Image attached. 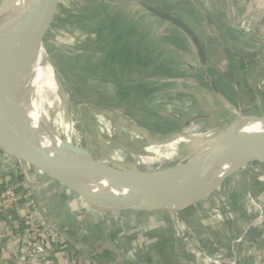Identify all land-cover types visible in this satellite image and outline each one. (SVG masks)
Returning <instances> with one entry per match:
<instances>
[{
  "label": "crops",
  "instance_id": "1",
  "mask_svg": "<svg viewBox=\"0 0 264 264\" xmlns=\"http://www.w3.org/2000/svg\"><path fill=\"white\" fill-rule=\"evenodd\" d=\"M138 1L182 22L196 38L170 26L184 44L185 57L197 62L190 63L195 72L187 82L200 86L193 114L182 119L180 137L193 143L194 130L219 134L240 114L264 118V0ZM20 175L18 159L0 153V264H216L218 254L209 243L239 264H262L258 249H264V223L250 220L244 210L264 201V187L252 185L264 180V165L205 188L212 192L219 186L206 202L217 209L215 217L206 218L203 208H195L198 204L181 210H105L48 177H39L30 189ZM251 187L257 191L255 198ZM8 190L14 192V201L2 196ZM220 195L229 201L232 222L224 216ZM180 228L188 232L184 239ZM197 245L206 256L194 251Z\"/></svg>",
  "mask_w": 264,
  "mask_h": 264
},
{
  "label": "rangeland",
  "instance_id": "2",
  "mask_svg": "<svg viewBox=\"0 0 264 264\" xmlns=\"http://www.w3.org/2000/svg\"><path fill=\"white\" fill-rule=\"evenodd\" d=\"M142 3L58 0L44 19L40 37L48 66L68 99L63 104L74 123V142L85 146L95 159L121 169L178 164L208 146L206 138L212 134L194 130L197 134L193 137L200 140L197 145L179 136L182 119L193 114L192 107L199 100V82H187L195 72L193 68L190 71V65L196 61L185 57L184 44L172 32V24L157 20L150 8L140 6ZM193 89L194 95L190 93ZM57 101L55 116L62 124L60 131L65 132L63 104ZM258 180L252 185L264 187V180L262 185ZM254 187L250 189L252 197L257 196ZM211 189L204 188L194 200L207 196L195 207L203 208L205 218L215 217L217 212L206 203L215 192ZM221 202L224 216L232 222L235 217L224 195ZM260 205L249 204L244 212L250 220L264 223V201ZM178 233L183 239L188 235L184 228ZM210 244L218 254L213 258L216 264H239L232 254ZM199 248L202 250L197 245L194 251L206 256ZM258 251L264 264V249Z\"/></svg>",
  "mask_w": 264,
  "mask_h": 264
},
{
  "label": "water",
  "instance_id": "3",
  "mask_svg": "<svg viewBox=\"0 0 264 264\" xmlns=\"http://www.w3.org/2000/svg\"><path fill=\"white\" fill-rule=\"evenodd\" d=\"M1 2L0 0V4ZM35 2L37 3L33 4L22 28L17 32L12 55L0 79V153L5 152L18 159L21 181L27 187L33 189L39 177L43 176L93 206L96 203H112L122 206L116 208L117 211H151L152 205L177 207L202 180L216 178L220 186L224 180L245 169L264 165L263 138L240 139L229 134L248 121L264 127V118L243 114L221 133L208 136L206 140H209L210 145L205 151H198L197 155L178 164L142 170L114 167L95 159L88 150L70 143L39 145L33 138L25 135L8 136L4 129L7 107L26 77L30 57L42 37L44 19L58 0ZM32 10L39 12L37 21ZM150 11L196 40L182 22L151 8ZM200 54L203 64H206L201 49ZM191 140L195 145L200 143V140ZM69 175L79 176L83 184H86L84 178L100 180L103 188L99 191L90 190L69 179ZM219 186L213 191L218 190ZM125 191L128 195H125ZM196 203L178 206L176 210Z\"/></svg>",
  "mask_w": 264,
  "mask_h": 264
},
{
  "label": "bare ground",
  "instance_id": "4",
  "mask_svg": "<svg viewBox=\"0 0 264 264\" xmlns=\"http://www.w3.org/2000/svg\"><path fill=\"white\" fill-rule=\"evenodd\" d=\"M1 1L0 79L12 55L14 40L16 39L17 32L22 28V24H24L26 20L25 18L27 17L26 15L31 10L33 4H36L38 2H35L36 0ZM32 12H34L35 21H37L38 12H35L33 10ZM50 67L48 66V62L45 58L44 47L40 40V42L38 41L30 57L26 70V77L18 88V90L16 91V93L14 94L7 107L6 115L4 118L5 132L10 137H14L18 134L28 136L37 141V144L39 145L46 143L63 145L65 142L76 145L78 147H82L80 144L74 142V123L70 119L67 105L65 106V104H63V102L65 100L67 101L68 99L66 97L65 92L61 89L60 80L58 76L53 73ZM56 98L58 100V103L63 104L62 114L64 116L63 128L65 129V132L62 130L60 131V126L62 124L60 122H57L55 116V112L57 113V105L55 102ZM55 124H57L58 126H55ZM229 134L240 139H264V127L258 125L257 123H254L253 121H248L242 123L235 131ZM208 147L209 146H204L199 150V152L205 151ZM70 178L72 179V181H76L80 184H83L81 180H79V176L69 175V179ZM84 179H86L84 180V183L88 185H83L90 190L99 191L103 188V183L100 180L88 178ZM218 183L219 180L216 178L202 180L196 186V188H194V190L185 198V200L182 201L178 206H186L195 203V199H193L194 196L200 193V191L204 188H207L208 186L214 187ZM124 193L125 195H128V192L125 191ZM96 207L105 210H116V208L122 206L112 203H96ZM151 207V211H157L161 209L169 210L170 208H177L175 206L154 205H152Z\"/></svg>",
  "mask_w": 264,
  "mask_h": 264
},
{
  "label": "built area",
  "instance_id": "5",
  "mask_svg": "<svg viewBox=\"0 0 264 264\" xmlns=\"http://www.w3.org/2000/svg\"><path fill=\"white\" fill-rule=\"evenodd\" d=\"M2 196L4 198L9 199L10 201H14L16 199V196H15L14 192L11 191V190H8L7 192L3 193Z\"/></svg>",
  "mask_w": 264,
  "mask_h": 264
}]
</instances>
